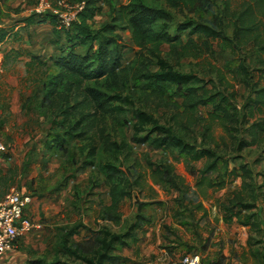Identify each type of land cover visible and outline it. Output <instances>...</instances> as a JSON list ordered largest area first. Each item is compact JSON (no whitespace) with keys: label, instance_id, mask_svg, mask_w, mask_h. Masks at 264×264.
Returning a JSON list of instances; mask_svg holds the SVG:
<instances>
[{"label":"rangeland","instance_id":"obj_1","mask_svg":"<svg viewBox=\"0 0 264 264\" xmlns=\"http://www.w3.org/2000/svg\"><path fill=\"white\" fill-rule=\"evenodd\" d=\"M246 1L101 0L98 4L100 10L90 24L95 29L106 24H117V35L109 33L106 36L113 40L111 47L118 54L120 62L116 63L117 67L112 74L97 81L87 82L86 88L92 97L103 98L119 93L129 96L133 103L126 106V112L118 114L115 118L99 114L94 129L79 136V131L74 134L71 129L79 115H53L41 107L45 93L44 83L57 72L54 63L48 61L58 54L61 55L67 48V42L63 33H56L49 22L40 20L47 14L57 15L59 20V13L73 15V12L82 7L84 0H0V27L13 32L11 38L1 47L0 57L12 48L16 50L4 66L1 65L3 59L0 58V104L5 105L0 116V142L7 147V150L0 151V163H3L6 157L7 166L9 163L11 168L17 170L16 186L20 190L24 189L33 199L36 197L41 200L46 211L43 215L37 214L39 220L35 223L39 227H36L27 239H21L15 248L20 256V264H27L28 259L77 264L61 252L60 244L65 230L78 225L82 227L72 238L74 241H81L89 236L88 227L98 229L109 225L115 232H124L135 222L138 209L142 215L151 214L150 220L154 218L155 221L164 223V218H171L176 222L177 212L184 207L180 202L182 194L180 190L164 188L154 181L151 169L154 163L162 165V162L166 161L173 165L175 172L184 178L188 189L195 191L189 192L190 198L196 200L195 205L200 203L201 197L207 200V197L213 196L210 192L213 187H209L207 182L201 185L203 188L197 187L199 176L190 171V167H193L198 172L204 165L203 160L190 161L177 150L152 149L132 141V126L135 122L132 118L135 109L140 108L152 113L160 124L168 125L175 124L174 115L184 108L177 107L183 99L178 96L174 87L168 86L162 90L154 83L140 78V62L144 55L155 62L149 49L167 58L177 69L198 75L200 82L197 85L204 86L203 91L208 90L212 94L222 92L230 96V109L236 107L241 114H246L251 123L257 122V130L264 138V107H246L253 93L243 82L239 68L242 59H246L253 82L264 86V63L260 62L264 59V50L260 51L251 42L242 46L240 51L221 39H207L202 35H195L198 51L192 56L180 58L171 53L173 50L170 44L158 42L154 40V36L144 38L145 46L135 44L133 30L138 27L124 29L113 21V8L130 6V9L136 8L142 12L145 6L164 9L171 14L172 34L181 22L193 20L216 23L221 20L227 27L226 32L232 37L233 22ZM29 15L35 17L30 23L25 21ZM161 24L160 22L157 29ZM259 33L260 40L264 41V26ZM183 38L188 41V33H185ZM29 50L37 52L45 64L33 63ZM76 50L83 54L92 53V49L81 45ZM155 68V63L149 66L151 70ZM153 90H160V93L164 91L163 99L155 98ZM215 100H218V97ZM212 103L213 100L209 106H202L196 112L203 119L196 128V134L199 135L204 129L203 126L210 124L214 141L219 143V147H215V143L214 147L222 156L221 172L213 175V180L224 178L219 176L225 171L222 163L226 160L232 168L248 163V167L253 169V174L247 177L246 181L253 184L254 188L251 189H257L259 196L264 192V143L238 152L237 143L244 139L250 140L251 136L239 132L234 133L236 140L231 138V134L223 126L222 119L211 116ZM88 110L94 112L93 108ZM62 139L64 140L60 142L68 149L66 153L56 145L57 140ZM189 139L192 140V135ZM89 159L94 160L97 166L86 167L84 162ZM105 162L122 164L129 171L132 180L141 175L140 185L132 187V196L123 200L120 206L123 217L118 222H104L101 216L102 204L110 202L109 182L104 171L98 166ZM9 176L11 173L7 174V177ZM238 181L240 183L241 180ZM243 181L242 177L239 186L241 188L235 192L249 196L252 191L250 188L246 189ZM141 204L144 206L140 209ZM150 226V223L147 224L145 231L140 230L138 233L143 232L145 235ZM129 248L118 246L117 250L124 255L137 250ZM137 263L143 264L142 261ZM124 264H131V259L128 258Z\"/></svg>","mask_w":264,"mask_h":264},{"label":"trees","instance_id":"obj_2","mask_svg":"<svg viewBox=\"0 0 264 264\" xmlns=\"http://www.w3.org/2000/svg\"><path fill=\"white\" fill-rule=\"evenodd\" d=\"M100 1L84 0L83 7L78 11L77 17L71 26L68 29L60 30L57 28L55 30L56 33L62 31L65 35L67 48L63 50L61 55L58 54L48 61V63H54L57 72L51 75L48 82L44 83L45 93L41 100L42 109H45L49 114L65 115L67 117L72 113L79 115L71 128L74 134L75 131H79L77 134L79 136H83L94 129L99 114L115 118L118 114L126 112V106L133 103L129 96L119 93L103 98L92 97L86 88L87 82L97 81L112 74L117 67L116 63L120 62L118 54L111 47L113 40L106 36L109 33H117V24H106L97 29L90 24V21L100 10L98 6ZM143 7L145 10L142 12L136 8L130 9V6L113 8L115 12L114 23L122 25L121 27L124 29L131 26L138 27L137 30H133V41L139 46L146 45L144 38L154 36V40L170 44L173 50L171 53L178 55L180 58L188 57L198 51L194 36L202 35L207 39H221L232 44L234 48L240 51L242 46H246L251 42L260 51L263 52L264 50V41L260 40L259 33V30L264 26V0H247L244 2L243 8L236 15L233 22L232 37L226 32L227 27L221 20L216 23L188 20L179 23L172 34V27L170 26L172 16L167 10ZM34 19V15H29L25 18V21L30 23ZM40 22H50L57 27L59 19L57 15L47 14ZM160 22L162 24L157 29ZM12 33L7 28L0 27V49L11 38ZM185 33L189 35L188 41L183 38ZM79 45L89 47L92 49V53H78L76 48ZM13 52H16L14 48L10 52L4 53L2 66L7 64ZM29 52L33 63L45 64L40 55L30 50ZM149 53L153 56L155 62L144 55L143 60L140 62V78L146 82L154 83L162 90L168 86L174 87L178 96L183 99L177 107L184 108L174 115L175 124L168 125L160 124L152 113L140 108L135 109L132 118L135 121L132 126L134 130L132 141L137 144H145L152 149L177 150L180 154L186 155L190 161L205 159L203 167L198 172L190 167V171L194 175L197 173L199 176L198 185L207 182L209 187L222 188L226 185V177L231 179L243 177V185L246 189H251L253 184L247 182L246 179L249 176L251 177L253 169L248 167V163L229 169V161L226 160L222 163L225 171L219 176L224 178L213 180L212 176L221 172L220 160L222 156L217 153L215 148L216 146L219 147V143L214 141L210 124L203 126L204 129L199 135L196 134L197 126L203 120L196 112L202 106H209L210 101L213 100L211 116L222 119L223 126L231 134V138L236 140L234 133L249 134L251 136L250 140L244 139L237 143L236 149L238 152L248 147H258V145L264 143V138L257 130L258 123H251L246 114H241L236 107L231 110L229 107L231 105L230 96L222 92L212 94L208 90L203 91L204 86L197 85L200 82L198 75L177 69L172 62L153 49H149ZM260 62L264 63V59H261ZM153 63H155L156 68L151 70L149 66ZM239 68L243 75V82L253 93L252 98L247 101L246 107L250 105L264 107V86H260L259 82H253V75L246 64V59H242ZM1 69L0 67V76L2 75ZM201 90L202 93H200ZM153 91H155V98L163 99L164 91L161 93L160 90ZM216 97H218V100H215ZM117 102L119 104H116ZM0 105L5 108L4 104ZM91 108L94 109V112L88 110ZM191 135L192 140L189 139ZM63 140H57L56 145H59V148L66 153L68 149L60 142ZM162 163V165H156L155 163L151 165L154 181L164 188L180 190L179 192L182 194L180 202L183 203L188 197L187 192L189 190L184 178L175 172L171 163H166V161ZM84 164L86 167L97 166L92 159L86 160ZM98 166L104 171L105 178L109 182V196L111 199L109 204H102V219L118 222L122 220L120 206L123 200L132 196V187L140 185L141 175L132 180L129 171L122 164L105 162ZM9 173L13 174V170H10ZM9 179H11V176L7 177V182ZM251 191L252 201L247 199V195L243 197L239 192H235L233 198L229 200L227 209L239 208L236 215H240L242 210L257 209L258 205L254 200L256 197L255 190L251 189ZM143 206L144 204H141L140 209ZM141 213L137 214L135 222L124 232H115L109 225H103L98 229L88 227L89 236L81 241H74L72 238L78 234L82 226L69 228L65 230L62 238L61 252L77 264H124L128 258L117 252L118 246L129 247L130 240L133 242L139 241L138 231H145L146 225L151 222V218ZM226 219L228 220V217ZM243 223L250 224L251 229L255 232L262 230L258 221V212L246 214ZM27 264L63 263L60 261L47 263L42 259H28ZM213 264H224V258L220 256Z\"/></svg>","mask_w":264,"mask_h":264},{"label":"crops","instance_id":"obj_3","mask_svg":"<svg viewBox=\"0 0 264 264\" xmlns=\"http://www.w3.org/2000/svg\"><path fill=\"white\" fill-rule=\"evenodd\" d=\"M50 24L55 31L57 27L52 23ZM60 32L62 33V31ZM36 54L38 53L36 52ZM0 58L3 59V57ZM3 109L0 105V116ZM4 155L7 156V153ZM5 158L3 163H0V198L4 197L12 188L20 190L16 186L17 170L11 168L9 163L7 166V159L5 160ZM202 160L205 162V159ZM229 169L232 167L229 166ZM10 170H13V174L7 182V174ZM239 179L241 180L240 183ZM226 181V185L222 188H211L210 192L213 193V196L207 197V200L201 197V201L197 205L194 204L196 200L189 196V192L195 191L189 189L188 197L183 201L184 207L180 208L181 210L177 212L178 215L176 214V222L171 218H164L165 222L163 223L159 220L155 221L153 218L145 235L143 232L138 233L139 241L130 240L129 247L137 248L136 252L128 255L119 251L118 253L131 259V264L141 261L143 264H173L180 260L183 255L196 253L201 254L206 261L212 264L220 256L224 258V264H264V192L258 196V190H255L256 197L254 200L258 205L257 209L242 210L240 215H236L239 208L230 210L227 209V205L229 200L233 198L235 191L241 188L239 186L242 183V177L238 179L226 177ZM197 187L203 188L204 186L198 185ZM56 189L57 187L54 190ZM20 191L26 192L24 189ZM245 195L242 194L243 197ZM247 199L252 201L253 197L247 195ZM33 201L29 207V213L33 220L37 221L39 220L37 214L43 215L46 211L41 200L35 197ZM136 212L139 214V209ZM252 212H258L261 231L255 232L251 229L250 224L243 223L246 214ZM150 215L146 214L145 216L151 218ZM28 237L29 235L26 239ZM138 245L141 247L138 248ZM19 257L16 249H12L0 257V264H20Z\"/></svg>","mask_w":264,"mask_h":264},{"label":"built area","instance_id":"obj_4","mask_svg":"<svg viewBox=\"0 0 264 264\" xmlns=\"http://www.w3.org/2000/svg\"><path fill=\"white\" fill-rule=\"evenodd\" d=\"M83 7V5H82ZM71 14L59 13L60 18L57 28L68 29L76 19L80 9ZM7 150L4 143L0 142V151ZM33 202L30 194L12 188L4 197L0 198V257L15 249L21 239L30 235L36 227L35 221L29 213ZM173 264H212L206 261L201 254H186Z\"/></svg>","mask_w":264,"mask_h":264}]
</instances>
